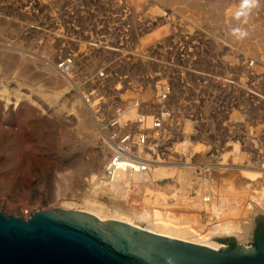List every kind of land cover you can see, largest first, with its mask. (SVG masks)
Segmentation results:
<instances>
[{"label":"rangeland","instance_id":"obj_1","mask_svg":"<svg viewBox=\"0 0 264 264\" xmlns=\"http://www.w3.org/2000/svg\"><path fill=\"white\" fill-rule=\"evenodd\" d=\"M164 107L173 119L157 136L150 120ZM128 134L148 138L132 153L152 161L151 176L162 165L173 177L120 179L118 191L104 173ZM205 195L220 215L197 208ZM263 201L264 0H0V212L129 216L143 228L149 213L188 222L216 249L251 248L253 231L242 241L216 227L257 225Z\"/></svg>","mask_w":264,"mask_h":264},{"label":"water","instance_id":"obj_2","mask_svg":"<svg viewBox=\"0 0 264 264\" xmlns=\"http://www.w3.org/2000/svg\"><path fill=\"white\" fill-rule=\"evenodd\" d=\"M252 240L251 248H230L233 239L213 249L84 211L42 210L27 220L0 212V264H264L256 223Z\"/></svg>","mask_w":264,"mask_h":264},{"label":"bare ground","instance_id":"obj_3","mask_svg":"<svg viewBox=\"0 0 264 264\" xmlns=\"http://www.w3.org/2000/svg\"><path fill=\"white\" fill-rule=\"evenodd\" d=\"M126 114V113H125ZM128 116V114H127ZM80 127L81 129H87L89 127V123H87L86 121H81L80 122ZM184 147V146H183ZM219 167L218 165H210L208 164L205 168H210V169H215ZM154 170V169H152ZM151 170H146V171H143L142 168H140L138 165H134L130 170L128 171H120V172H115V176L117 178V181H113V184L112 185H115V183H118L120 179L122 180H125V183H126V180L128 179H133L134 181H137V182H141V185L144 183V182H148V183H155L157 180L159 179H164V178H169V177H173V175L176 173L174 171V169L170 166L169 167H165L162 165H160L157 169H155L154 171V174L151 176L150 175V172ZM189 171V170H187ZM212 173V172H211ZM193 172L191 173V176H192ZM249 176H251L252 178L254 177L253 173H250V172H247L245 173ZM105 176H107V173L105 172L104 173ZM119 175V176H118ZM194 176V175H193ZM191 178V177H190ZM121 183V182H120ZM120 183L118 185H120ZM111 185V186H112ZM122 185V184H121ZM144 185V184H143ZM215 185V184H214ZM116 186V185H115ZM141 187V186H139ZM144 187V186H143ZM114 188V187H113ZM117 190L119 191V186H116ZM123 188V186H122ZM215 189V188H213ZM116 190V191H117ZM222 190V189H220ZM231 191V190H230ZM125 193V191H124ZM118 195V193H114L113 195ZM112 195V196H113ZM214 195V194H213ZM254 195V194H253ZM116 197V196H115ZM117 198V197H116ZM215 197L213 198L212 195H208V196H204L202 199H201V203H199L197 206V208L200 207V209H210L208 210L209 212L208 213H211L212 215H220L221 212H219V210L221 211L222 209V206H221V209L219 208V205H217V201H215ZM217 200V199H216ZM221 200V199H220ZM241 201V200H240ZM236 202V201H235ZM264 202V201H263ZM198 203V201H197ZM237 203V202H236ZM240 203V202H239ZM195 204V203H194ZM200 205V206H199ZM238 205V204H237ZM262 205V204H261ZM236 206V205H235ZM240 206V204H239ZM189 207V206H188ZM235 208V207H234ZM237 209V207H236ZM243 210V209H242ZM139 211V210H138ZM199 211V210H198ZM197 211V212H198ZM201 211V210H200ZM233 211V210H232ZM235 211V210H234ZM155 212V211H154ZM157 212V210H156ZM180 212V211H179ZM238 212V211H237ZM142 213V212H141ZM158 213V212H157ZM161 213V212H160ZM193 213V212H192ZM199 213V212H198ZM220 213V214H219ZM90 214V213H89ZM144 216L143 218H139L141 219V221L143 219H146V223H145V227H140L138 225H136L134 222H133V219L130 218L129 216L127 217H110V216H100L99 215V218L100 219H104V218H107V219H110V220H118V221H122V222H125L127 224H130V225H133L137 228H141L147 232H151V233H154V234H158V235H161V236H166V237H169V238H173V239H177V240H182V241H186V242H191V243H195V244H199V245H202V246H207V247H210V248H213V249H216L215 247L217 245H215L214 243H212L210 241V237H209V234H203V233H200L199 231L200 230H196L195 227H192L191 225L189 226L188 222L184 221V220H179L180 222L175 221H171V222H168L167 221H163V219H160V218H154V219H149L150 215L149 213H143ZM249 214V213H248ZM93 215V214H92ZM96 214H94L95 216ZM158 215V214H157ZM156 215V216H157ZM164 215V214H163ZM166 215V214H165ZM233 215V214H232ZM231 215V216H232ZM161 216V215H160ZM168 216V215H167ZM230 216V215H229ZM110 217V218H109ZM133 217V216H131ZM226 217V216H225ZM224 217V218H225ZM251 217V216H250ZM148 218V220H147ZM173 218V217H172ZM159 219V220H158ZM180 219V218H178ZM185 219V217H184ZM190 219V218H189ZM247 219V218H246ZM253 219V217H252ZM251 218H248L247 219V222L245 223V221L243 222L244 225H234L233 223H222L220 224L219 226L216 227V229L218 230V232L220 233H231V232H235L238 237L244 241L246 239H250V236L252 234V231H253V227H254V222L252 221ZM136 220V219H135ZM173 220V219H172ZM145 221V220H144ZM188 221V219H187ZM194 222V221H193ZM236 223V222H235ZM241 223V222H240ZM187 224V225H185ZM192 224V223H191ZM195 224V223H194ZM217 235V234H216Z\"/></svg>","mask_w":264,"mask_h":264},{"label":"built area","instance_id":"obj_4","mask_svg":"<svg viewBox=\"0 0 264 264\" xmlns=\"http://www.w3.org/2000/svg\"><path fill=\"white\" fill-rule=\"evenodd\" d=\"M73 58H65L62 60L59 64V70L63 75H68L72 72L74 67V62L72 60ZM171 87L165 88L161 93H159L158 98L161 102V104H166V102L169 101L171 97ZM87 102H90V100ZM139 116V123L143 124L145 123L144 117ZM173 119L172 113L166 109L165 107L159 110L154 116L151 117V123L153 127V131H156L157 136H160V132L162 131L165 124ZM155 133V135H156ZM148 144V138L146 135L142 136H134L132 134L125 135L122 138L121 145H123L122 148H119L117 151H115L112 155V159L110 160L106 173L107 178L112 181H117V178L115 176V172L120 171H128L130 170L134 165H138L140 168L143 169V171L151 170V163L152 161L148 158H144V155L142 156H135L132 153V149H135L138 147V150L144 148ZM208 165V164H207ZM206 165V166H207ZM213 165V164H210ZM208 171H210V168H206ZM119 176V175H118Z\"/></svg>","mask_w":264,"mask_h":264},{"label":"flooded vegetation","instance_id":"obj_5","mask_svg":"<svg viewBox=\"0 0 264 264\" xmlns=\"http://www.w3.org/2000/svg\"><path fill=\"white\" fill-rule=\"evenodd\" d=\"M261 225H262V223L261 222H257V225H256V234L257 235H259V233H258V229H259V227H261ZM261 236V235H260ZM263 238H264V236H262ZM256 245V244H255ZM235 247H237L234 243H231L230 244V248H235Z\"/></svg>","mask_w":264,"mask_h":264},{"label":"trees","instance_id":"obj_6","mask_svg":"<svg viewBox=\"0 0 264 264\" xmlns=\"http://www.w3.org/2000/svg\"><path fill=\"white\" fill-rule=\"evenodd\" d=\"M263 226V225H262ZM259 227V229H258V233H259V235H261V236H264V230H263V227Z\"/></svg>","mask_w":264,"mask_h":264}]
</instances>
